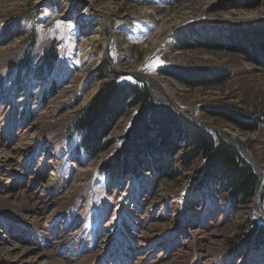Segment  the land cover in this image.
Returning a JSON list of instances; mask_svg holds the SVG:
<instances>
[{
    "label": "rangeland",
    "instance_id": "1",
    "mask_svg": "<svg viewBox=\"0 0 264 264\" xmlns=\"http://www.w3.org/2000/svg\"><path fill=\"white\" fill-rule=\"evenodd\" d=\"M217 26L242 41L256 28L260 36L264 0H0V264H264V245L242 246L246 222L264 220V180L234 208L219 186L195 182L201 159L167 175L144 166L113 178L100 165L126 159L121 137L135 109L94 158L73 122L115 72L137 76L177 115L246 152L260 184L264 61L176 45L186 28L215 37ZM51 49L57 59L44 69ZM167 66L210 75L195 86L163 74Z\"/></svg>",
    "mask_w": 264,
    "mask_h": 264
},
{
    "label": "trees",
    "instance_id": "2",
    "mask_svg": "<svg viewBox=\"0 0 264 264\" xmlns=\"http://www.w3.org/2000/svg\"><path fill=\"white\" fill-rule=\"evenodd\" d=\"M215 28L217 29L214 31L215 37L208 34L200 37L197 27L186 28L177 35L176 45L179 49L204 47L209 50L245 53L254 59L256 56L258 61H264L262 28L260 36L258 35L260 30L256 28L254 32L250 31L248 35L250 37L244 41L228 28L223 26ZM227 44L232 46L228 47ZM47 53L42 67L52 69L57 57L54 56L53 49ZM45 63H48L47 66ZM160 70L163 74L178 78L184 83H193L191 80L197 79L193 84L195 86L205 84L206 77L210 75L209 73V75L197 76L179 70L173 71L171 66ZM113 77L115 78L104 84L74 118V126L82 134L79 147L85 156L94 158L112 145V141L106 139L108 134L126 111L134 108L130 133L121 137L123 139L121 141H125L126 147H124L128 153L126 159L122 158L123 154L111 156L100 165L101 170H107L113 178H116L119 177V170L128 169L123 174L132 173L136 176V171L146 166L148 170L153 169L167 175L166 171H169L171 165L175 163L186 170L195 160L201 159L205 165L196 168L194 174L195 182L200 183L199 187L207 186L210 182L219 186L223 193H227V202L234 208L251 203L259 186V177L254 167L232 146L220 137L214 138L201 125L177 115L148 82L142 81L137 76H121L116 72ZM225 79L226 77H221L219 81ZM179 151L181 154H177ZM120 160H123L125 165L118 163ZM150 166L153 167L149 168ZM262 190L256 202L263 199L264 188ZM261 211L264 216V211ZM248 221H245L248 223L246 226L250 228L244 235L242 234L245 242L242 246L246 247L244 246L246 241L257 248L264 245V224L257 218Z\"/></svg>",
    "mask_w": 264,
    "mask_h": 264
},
{
    "label": "bare ground",
    "instance_id": "3",
    "mask_svg": "<svg viewBox=\"0 0 264 264\" xmlns=\"http://www.w3.org/2000/svg\"><path fill=\"white\" fill-rule=\"evenodd\" d=\"M151 78V80L153 81V84L154 85H157V84H160L158 81H157V79L155 78V76L153 77V76H150ZM149 79V80H150ZM150 80V81H151ZM161 85V84H160ZM161 87L163 88V86L161 85ZM166 92V91H165ZM169 99H171L170 97H168ZM172 100V99H171ZM209 130L210 131H212L213 133L215 132V130L213 131L212 130V128H209ZM230 139V138H229ZM231 140V139H230ZM232 141V140H231ZM259 172H260V184H259V188H258V190H260V188H262L261 187V184L263 183V180H264V171L262 170V169H260L259 170ZM259 214V213H258ZM260 215V214H259ZM97 222V220H96V211L94 210L92 213H91V216L89 217V219H88V221H87V224L88 225H94L95 223Z\"/></svg>",
    "mask_w": 264,
    "mask_h": 264
},
{
    "label": "water",
    "instance_id": "4",
    "mask_svg": "<svg viewBox=\"0 0 264 264\" xmlns=\"http://www.w3.org/2000/svg\"><path fill=\"white\" fill-rule=\"evenodd\" d=\"M145 76H147L148 79L151 78L149 75H145ZM150 80H151V79H150ZM152 80H153V79H152ZM152 80H151V81H152ZM152 82H153V81H152ZM157 86H158L159 88L162 89V87H161L160 84H157ZM238 152H239V154H240L243 158H245L247 161L251 159V158L249 157V155H248L246 152H242V151H238ZM248 162H249V161H248ZM256 215L258 216V220H259L262 224H264V220L262 219L261 215H259L258 213H256Z\"/></svg>",
    "mask_w": 264,
    "mask_h": 264
}]
</instances>
